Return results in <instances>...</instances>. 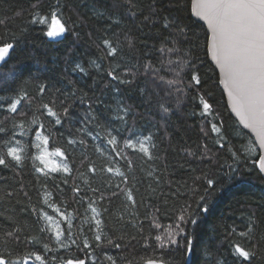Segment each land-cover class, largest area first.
Here are the masks:
<instances>
[{
	"label": "trees",
	"instance_id": "obj_1",
	"mask_svg": "<svg viewBox=\"0 0 264 264\" xmlns=\"http://www.w3.org/2000/svg\"><path fill=\"white\" fill-rule=\"evenodd\" d=\"M191 5L0 0V46L14 45L0 68V156L8 164L0 165V257L9 264H23L24 257L40 264L31 253L45 264H110L105 253L117 264L160 261L161 255L167 264H264V178L253 162L260 153L228 109L209 59V33ZM54 11L67 29L60 41L47 36L50 21L34 19ZM166 20L185 31L165 27ZM105 40L117 49L115 56L107 55ZM109 72L132 82L113 81ZM200 98L212 105L211 116L201 114ZM108 132L117 137L119 155L107 143ZM148 136L151 159L138 144L125 146ZM9 147L18 149L19 165L6 156ZM44 148L63 153L54 166L37 159ZM201 203L208 212L197 207ZM186 208L196 224L182 225L179 246L161 250L155 236L175 231ZM185 236L193 242L191 255H185ZM238 245L254 253L250 260L236 254Z\"/></svg>",
	"mask_w": 264,
	"mask_h": 264
},
{
	"label": "snow or ice",
	"instance_id": "obj_2",
	"mask_svg": "<svg viewBox=\"0 0 264 264\" xmlns=\"http://www.w3.org/2000/svg\"><path fill=\"white\" fill-rule=\"evenodd\" d=\"M133 6L135 5L133 4ZM56 8L57 10L59 9V4H57ZM192 10L197 17L207 22L208 29L210 30L211 56L222 74V82L232 102L233 111L240 117L245 128L251 129L256 133L259 138V147L264 150V0H193ZM153 11H155V9H153ZM34 19L38 20L39 23L50 21L46 33L48 37L62 36L67 30L65 25L61 23V20L58 18L57 11H54L50 17L39 16L34 17ZM145 19H149V17H145ZM170 24L174 25L176 30L181 33L185 31L184 27L175 20H166L164 26L168 27ZM104 44L106 46L107 55L110 57L115 56L117 49L112 46L111 42L105 40ZM13 47L14 45L12 43H5L3 46H0V63L5 61V57L8 56ZM161 51H164V49H161ZM77 67L79 68L80 66L77 65ZM81 71H83L82 68ZM134 75L135 73H132L133 77ZM109 76L111 80H118L120 83L132 82L131 78L121 79L120 76L114 72H109ZM192 79L194 81V86L200 84L198 76H193ZM200 103L202 105L201 114L211 116L212 105L203 98H200ZM19 104L20 100H15V102L11 103L9 110L12 113H16ZM91 107L92 105L89 104V109H91ZM44 108L49 116L56 117L57 124L62 122L61 117L57 116L48 105H44ZM68 112L69 108L65 107L63 114L66 116ZM92 119L95 120L96 116L93 115ZM211 130L216 133L220 131L215 123L211 125ZM0 131H3V129H0ZM88 135L93 140L97 139V137L92 136L91 133H88ZM108 136L110 138L107 140V143L112 146V150L116 151L117 155H119V150L115 147L117 144V137L113 135L112 132H108ZM36 139L39 140L40 136L37 135ZM151 139V136H148L145 137L144 140H128L125 142V146L135 149L138 144L139 151L148 155L149 159H151L152 156L146 143L147 141H151ZM221 139H223V137H221ZM43 143H48L47 137H44ZM68 143L83 144L84 141H74L70 139ZM220 146L224 147V144ZM37 147H39V145H37ZM250 151H254V149H250ZM55 154L63 155L59 149L56 150ZM6 156L11 157V161H14L16 165H19L21 162V156L18 154V149L15 147H9ZM232 156L235 160L240 159L237 152H233ZM37 159L43 162L44 157L38 156ZM253 162L258 164L261 172H264V151H262L257 160ZM0 165L8 166L5 156H0ZM38 170L42 171V169ZM55 170L54 168L53 171ZM64 171H69L67 165L64 166ZM94 171L93 168H89V172L94 173ZM108 171L111 172L112 169L109 168ZM120 175L123 176V173H120ZM207 183L211 187L214 182L212 179H208ZM74 190L77 193L80 191L79 188ZM92 190L94 192L96 191V189ZM128 198L133 204L136 203L131 193H129ZM200 201H204L203 196L200 197ZM197 207H200L201 211L205 213L209 210L203 203L198 204ZM33 211H35V209H33ZM92 212H96L95 208H92ZM178 220L179 223L176 224L175 231H169L166 236H155V240L159 243L161 250L172 245L179 246L178 237L184 231L182 225L189 222L195 225L197 222L196 219L189 214L187 208L182 211ZM100 223V220L96 221L97 233L95 235V241L97 242L101 241ZM249 231H251V229H249ZM9 235H12V233H9ZM241 235H244V233H241ZM60 236L61 232L59 227H57L56 240L58 242L60 241ZM185 240V255H191L193 253V242L191 239L187 238V236H185ZM74 242L75 241H73V243ZM108 243H112V241L109 240ZM61 246L63 247L64 245L61 244ZM45 247L47 248V245H45ZM84 247L92 249L93 245L85 240ZM115 247L119 248L120 245L116 244ZM235 251L236 254L244 260H250L254 255L253 252L239 245L236 246ZM29 255H34L36 261H40V264H45L42 256L35 253ZM105 256L107 260L110 261V264H117L113 256L107 253H105ZM0 264H8V262L4 258H0ZM12 264H21V261H13ZM23 264H28L27 257L23 258ZM66 264H74V262L68 260ZM75 264H87V261L85 259H80L76 261ZM93 264H95V261H93ZM148 264H156V262L149 260ZM159 264H167L163 255H161Z\"/></svg>",
	"mask_w": 264,
	"mask_h": 264
},
{
	"label": "water",
	"instance_id": "obj_3",
	"mask_svg": "<svg viewBox=\"0 0 264 264\" xmlns=\"http://www.w3.org/2000/svg\"><path fill=\"white\" fill-rule=\"evenodd\" d=\"M192 3H193V0H192ZM191 9H192V5H191ZM192 15H193V17L195 18V20H197L198 22H200V23H202L203 25H205V27H206V29H207V31H208V33H209V41H208V54H209V59H210L211 63L213 64V66L215 67V69L217 70L218 74H219V85H220V88L222 89V91H223V93H224V95H225L226 103H227L228 109H229L230 113L232 114V116L237 120V122H238V124L240 125V127H241L244 131H246L247 133H249V134L254 138V140H255V142H256V145H257V148H258V150H259V153H261V152L264 151V150H262V149L259 147V138L257 137L256 133L253 132L251 129H247V128H245L244 125H243V123H242L241 120H240V117L237 116L236 113H235V112L233 111V109H232V102H231V100L229 99L228 94H227V90L224 88V85H223V82H222V80H223L222 74L220 73L218 66L216 65L215 61L212 59V56H211L210 30L208 29L207 22L204 21V20H202V19H200L199 17H197V16L195 15V13L193 12V10H192ZM62 37H63V35H62V36H59V37H53V39H54L55 41H60V40L62 39ZM13 49H14V47H13ZM13 49L10 50L8 56L5 57V61H4L3 63H0V68H1V67H2V66H3V65L9 60V58H10V56H11V54H12ZM256 165H257V168H258V170H259V167H258V164H257V163H256ZM259 171H260V170H259ZM260 173H261L262 177L264 178V172H261V171H260ZM0 258H1V257H0ZM5 260L7 261V259H5ZM152 261H155L156 264H159V261H157V260H152ZM8 264H9V263H8ZM74 264H75V262H74ZM145 264H148V261H147Z\"/></svg>",
	"mask_w": 264,
	"mask_h": 264
},
{
	"label": "rangeland",
	"instance_id": "obj_4",
	"mask_svg": "<svg viewBox=\"0 0 264 264\" xmlns=\"http://www.w3.org/2000/svg\"><path fill=\"white\" fill-rule=\"evenodd\" d=\"M56 151H51L47 148H44L42 151V156L44 157V162L48 165L54 166L56 162H58V159L62 155H56Z\"/></svg>",
	"mask_w": 264,
	"mask_h": 264
},
{
	"label": "bare ground",
	"instance_id": "obj_5",
	"mask_svg": "<svg viewBox=\"0 0 264 264\" xmlns=\"http://www.w3.org/2000/svg\"><path fill=\"white\" fill-rule=\"evenodd\" d=\"M13 52V51H12ZM1 258H3V257H1ZM5 259V258H4ZM7 262H8V260H7Z\"/></svg>",
	"mask_w": 264,
	"mask_h": 264
}]
</instances>
